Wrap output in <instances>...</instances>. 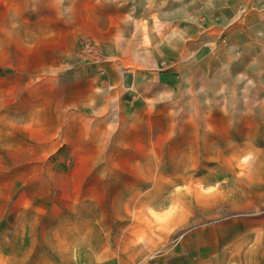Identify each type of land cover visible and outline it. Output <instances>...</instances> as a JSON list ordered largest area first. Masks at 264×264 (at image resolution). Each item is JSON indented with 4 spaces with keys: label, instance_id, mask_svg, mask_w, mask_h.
Here are the masks:
<instances>
[{
    "label": "rangeland",
    "instance_id": "374dc122",
    "mask_svg": "<svg viewBox=\"0 0 264 264\" xmlns=\"http://www.w3.org/2000/svg\"><path fill=\"white\" fill-rule=\"evenodd\" d=\"M14 1L24 14L28 0ZM14 1L0 9L14 12ZM39 1L76 16L84 5L86 30L138 49V61L124 44L108 58L103 40L82 34L77 67L104 74L111 61L119 80L135 70L150 84L134 105L117 98L133 128L110 129L103 160L92 146L50 151L29 130H0V250L25 251L11 264H101L90 253L100 238L116 259L128 249L124 264L133 252L183 263L169 256L190 232L204 264H264V0ZM83 37L99 42L100 59L79 55ZM156 240L166 242L148 253Z\"/></svg>",
    "mask_w": 264,
    "mask_h": 264
},
{
    "label": "crops",
    "instance_id": "0c3cea01",
    "mask_svg": "<svg viewBox=\"0 0 264 264\" xmlns=\"http://www.w3.org/2000/svg\"><path fill=\"white\" fill-rule=\"evenodd\" d=\"M26 6L22 15L17 14L21 8L16 2L14 12L0 9V14H4L0 22V40L4 42H0V130H29L22 136H32L38 139L36 143L42 138L50 151L64 145L71 154H82L87 151V146H92L97 151L95 159L103 160V155L110 153L116 142L110 136V129L133 128L127 118L126 122H119L124 117L122 110L124 114L134 111L118 107L117 98L119 102L134 105V98L143 96L150 79L142 71L134 70L132 81L119 80V68L111 61L105 63L104 74L97 69L77 67L73 62L76 40L82 34L103 40L108 58H112L119 45L124 44L134 52L133 59L138 61V49L135 51L120 38L118 44L116 41L112 44L111 37L106 38L101 27L86 30L84 5L78 16L72 9L65 11L60 5L53 9L42 8L39 0H28ZM19 33L21 42L13 45L11 40L14 36L15 40L19 39ZM131 93L134 94L133 101L127 99ZM127 104L122 105L126 107ZM114 114H122L121 120H116ZM127 238L138 239L135 234H127ZM108 240L97 239L100 243L90 253L101 257V264H124L123 253L128 249L121 248L116 259V249L108 244ZM164 242L166 240L150 242L147 252ZM188 243L194 245L188 248ZM199 250L200 238L190 232L178 243L176 255L169 257L186 258V262L172 264H204L203 258L197 256ZM24 253L23 250L1 249L2 264L18 261ZM27 253L31 256L34 250ZM128 257L130 264H167L147 260L146 256L142 260L140 252L128 254Z\"/></svg>",
    "mask_w": 264,
    "mask_h": 264
},
{
    "label": "built area",
    "instance_id": "2783aa9c",
    "mask_svg": "<svg viewBox=\"0 0 264 264\" xmlns=\"http://www.w3.org/2000/svg\"><path fill=\"white\" fill-rule=\"evenodd\" d=\"M78 53L81 57L91 56L92 60L100 59L103 55L102 46L96 40L83 37L79 40Z\"/></svg>",
    "mask_w": 264,
    "mask_h": 264
},
{
    "label": "bare ground",
    "instance_id": "6f19581e",
    "mask_svg": "<svg viewBox=\"0 0 264 264\" xmlns=\"http://www.w3.org/2000/svg\"><path fill=\"white\" fill-rule=\"evenodd\" d=\"M42 1V0H41ZM44 1V0H43ZM45 2V1H44ZM15 6V5H14ZM37 6V5H36ZM42 6H43V4H42ZM32 7V6H31ZM45 8V7H44ZM30 9V8H29ZM35 11V10H34ZM16 14V13H15Z\"/></svg>",
    "mask_w": 264,
    "mask_h": 264
}]
</instances>
